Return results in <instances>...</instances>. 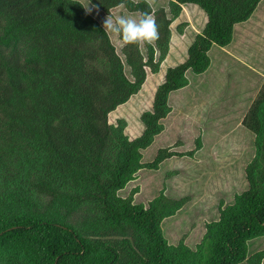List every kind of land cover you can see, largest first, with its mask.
<instances>
[{"label":"trees","instance_id":"trees-1","mask_svg":"<svg viewBox=\"0 0 264 264\" xmlns=\"http://www.w3.org/2000/svg\"><path fill=\"white\" fill-rule=\"evenodd\" d=\"M122 2L156 17L160 38L145 57L128 45L122 59L76 0H0V264H264V250L248 256V242L264 237V84L242 121L254 135L246 189L219 207L194 249L169 245L161 229L187 198L161 191L143 205L133 203L137 189L118 195L138 171L200 148L198 138L194 150L161 148L141 161L163 131L169 96L188 85V73L206 72L210 50L227 47L264 0H169V12L144 0H90L106 15ZM183 5L197 6L205 25L185 60L166 68L130 139L108 115L141 90L145 68L158 71Z\"/></svg>","mask_w":264,"mask_h":264},{"label":"rangeland","instance_id":"rangeland-1","mask_svg":"<svg viewBox=\"0 0 264 264\" xmlns=\"http://www.w3.org/2000/svg\"><path fill=\"white\" fill-rule=\"evenodd\" d=\"M76 1L84 9L89 3V0ZM168 1L155 0L152 9L169 12ZM181 8L170 24L168 50L158 71L152 73L145 68L146 80L141 90L108 115L110 125L123 122L124 134L130 139L141 134L140 115L151 108L155 89L162 82L166 68L185 60L187 47L205 25V14L197 6ZM87 13L101 26L108 16L97 8ZM109 15L139 17L138 13L120 7L112 9ZM108 36L123 59L119 40L110 33ZM139 48L145 57L144 46ZM159 52L155 49L156 59ZM209 56L211 64L206 72L188 73V85L169 96L171 112L162 121L163 131L142 151L141 161L150 162L161 148L179 153L194 150L198 138L200 148L192 157L163 161L157 170L138 171L135 179L118 193L127 198L137 189L133 203L143 205L161 191L172 200L187 198L174 216L162 221L161 229L169 245L182 242L191 249L200 242L205 224L217 220L219 207L232 203L234 195L246 189L244 168L254 154V135L242 121L264 84V3L259 4L246 22L234 27L227 47L214 46ZM125 73L128 75L127 67ZM262 250L264 237L248 242V256Z\"/></svg>","mask_w":264,"mask_h":264},{"label":"clouds","instance_id":"clouds-1","mask_svg":"<svg viewBox=\"0 0 264 264\" xmlns=\"http://www.w3.org/2000/svg\"><path fill=\"white\" fill-rule=\"evenodd\" d=\"M134 2L138 4L140 0H134ZM145 3L148 4L149 9H152L155 0H145ZM89 4L90 0L85 8L88 12L97 8L96 5L89 7ZM125 6L123 2L118 5L120 8ZM102 27L106 33H110L119 40L121 47L128 45L144 46L145 51H147V47L155 46L160 38L159 25L151 11L141 12L138 18L108 15L104 18Z\"/></svg>","mask_w":264,"mask_h":264}]
</instances>
